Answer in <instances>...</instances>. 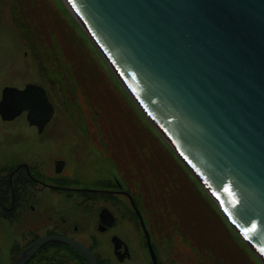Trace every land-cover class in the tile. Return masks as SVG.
I'll return each instance as SVG.
<instances>
[{"label":"water","instance_id":"obj_1","mask_svg":"<svg viewBox=\"0 0 264 264\" xmlns=\"http://www.w3.org/2000/svg\"><path fill=\"white\" fill-rule=\"evenodd\" d=\"M70 1L264 258V0ZM20 94L32 121L44 126L54 112L44 91L29 85ZM60 239L98 264L88 247Z\"/></svg>","mask_w":264,"mask_h":264},{"label":"rangeland","instance_id":"obj_2","mask_svg":"<svg viewBox=\"0 0 264 264\" xmlns=\"http://www.w3.org/2000/svg\"><path fill=\"white\" fill-rule=\"evenodd\" d=\"M45 1L49 7L44 0H0V86L14 82L20 85L38 82L47 88L56 107V115L45 134L52 146H49V142L40 141L43 145L39 146L38 169L43 170L44 175L54 182L58 179L71 182L75 180L74 184L82 185H72L73 187L105 189L106 186H98L96 183L84 184L81 178H73V174L75 169H79L96 179L110 173L109 163L104 159L110 153L116 154V158L122 160L121 162L129 164V169H120L118 163L119 172L124 177V171L131 175V191L134 190L140 199L143 211L146 214L153 213V221L162 228L156 239V248L162 264H229L220 258L225 254L232 260V264H262L253 251L251 255L247 253L251 249L235 231L229 230L217 215L214 216L215 220L207 216L208 211L201 206L200 201L203 193L199 189L202 187L168 142L160 136L158 142L152 137L150 143L145 132L140 130V125L144 123L153 132H157L130 93L121 85L65 1ZM63 17L66 19V26L61 23ZM23 24L28 29L26 32L33 33L34 38L23 41V31L20 32L21 28H24ZM64 63H67V66L63 65ZM106 86L113 94H105ZM102 102L103 105L100 104ZM21 122L25 127L24 131L32 132L23 119ZM114 136H117V139ZM109 143L112 146H107ZM98 150L101 152H97ZM149 154L152 160L148 158ZM57 158L67 162L60 174L55 172L54 161ZM170 158L179 163L190 178L186 176L180 181L176 179L177 173ZM156 159L160 162H156ZM97 163L99 173L95 171ZM187 179H191L193 183ZM186 184L187 186H184ZM39 187L40 203H52L55 205L54 209L56 207L51 215L54 212H66L59 207L65 206L71 200L69 196L61 195L53 188H43L41 185ZM90 191L73 194L74 197L91 195L93 203L89 202L85 206L86 211L90 205L93 208L99 205L101 207L120 197L112 198L100 194L96 196ZM96 197H99V200ZM64 202L66 204H63ZM169 211L173 214L172 219ZM132 213V206L131 214L121 215L119 212L118 222L120 226L125 227L119 232L135 248V259L132 263L129 260L119 264H151L149 252L146 250V256L142 254L138 232L140 230L142 236V230L138 219ZM38 214V234L50 232L42 219L43 213ZM193 215L201 217V220L196 218V222ZM174 222L178 225L175 226ZM191 223H194L193 230ZM227 224L229 225L228 222ZM176 227L178 233H172ZM55 230L57 229L52 228L51 231ZM182 230L184 236L189 235L185 239L181 234ZM207 230L220 239L224 248L212 246L206 236L202 237V232ZM106 234L89 233L85 240H81L92 244L100 259L116 264L114 257L110 258L113 249L111 252L106 251ZM186 239L192 241L188 243ZM142 240L145 242L143 236ZM54 259L57 264V255ZM74 263H78V260L75 259Z\"/></svg>","mask_w":264,"mask_h":264},{"label":"flooded vegetation","instance_id":"obj_3","mask_svg":"<svg viewBox=\"0 0 264 264\" xmlns=\"http://www.w3.org/2000/svg\"><path fill=\"white\" fill-rule=\"evenodd\" d=\"M17 120L18 118L10 122ZM7 136L3 140L0 138V252L3 253L0 262L2 264H6L7 261L10 264L13 260L12 252L19 251V255L20 251L37 238L40 228L39 212L43 213L42 219L50 232L58 231L61 234L71 233L72 228L76 231L80 230V227L90 226L95 221L94 218L88 217L89 213L77 203L68 202L61 207L70 215V221H75L73 227L65 217L58 218L55 212L51 215L56 207L54 209L52 203L41 204L38 195V185L41 182L39 165L36 164L40 162L39 138L36 140L37 147L24 150L22 133L18 132L17 127ZM115 192L128 191L117 189ZM90 216L95 217L97 214L94 212ZM112 227L106 228L103 233H109ZM52 228L57 230L51 231ZM113 235L115 233L110 234V238ZM10 239L14 240L8 244ZM131 254L133 261V252Z\"/></svg>","mask_w":264,"mask_h":264},{"label":"snow or ice","instance_id":"obj_4","mask_svg":"<svg viewBox=\"0 0 264 264\" xmlns=\"http://www.w3.org/2000/svg\"><path fill=\"white\" fill-rule=\"evenodd\" d=\"M245 234H247V232L249 231V229H245ZM261 251H264V248H261Z\"/></svg>","mask_w":264,"mask_h":264}]
</instances>
